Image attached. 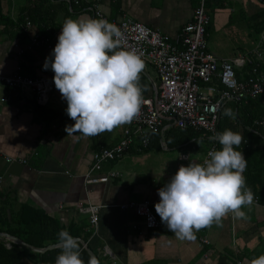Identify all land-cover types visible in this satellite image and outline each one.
<instances>
[{"label":"crops","instance_id":"1","mask_svg":"<svg viewBox=\"0 0 264 264\" xmlns=\"http://www.w3.org/2000/svg\"><path fill=\"white\" fill-rule=\"evenodd\" d=\"M36 1L40 2L0 0V13L8 18L5 25H0L1 76L12 75L19 67L20 73L25 77H43L53 83L54 73L50 68L44 70L43 65L46 58L51 59L50 54L57 43L64 20L94 19L91 10L94 4L98 5L99 10L109 20L118 21L127 17L175 41L179 38L181 28L192 20L193 10L200 2L82 0L85 8L80 12L78 9L72 12L70 4L44 1L41 12L33 16L30 33L35 32L41 36L36 21L48 25L50 19L60 25L59 30L45 47L28 51L26 47L30 42V33L22 29L23 25L18 19L23 9L32 6ZM246 2L248 1L206 0L205 12L207 14L211 3H216L221 9L235 3L242 7L248 6L249 9L251 2ZM258 3V8L248 16L261 10L263 5L259 1ZM240 10L245 16H242L243 19H246L248 16L243 13L242 8ZM257 36L258 40L256 38L246 54L229 56L210 50L208 44L207 47L219 59L233 60L241 55L250 57L251 52L258 46L264 48L261 42L264 34ZM206 40L208 42L207 36ZM245 71L246 68L237 69L239 79L244 78ZM155 77L157 79L156 74ZM151 82L154 81L148 71H142L139 84L143 98L152 96ZM2 98L6 101L0 102V193L7 199L5 206L8 212L17 211L21 205L44 212L86 243L100 264H249L252 259L264 255V206L260 203L253 202L250 208L243 209L246 219L234 218L229 213L222 218L219 225L213 222L211 226L196 231L193 240L176 238L155 212L154 205L159 202L158 189L168 183L180 166L199 161L211 146L210 140L201 137L199 141H190L188 145L169 147L167 145L174 144V139L166 136L167 132L181 130L171 127L159 133L160 137L165 135V144L160 138L161 148L158 151L173 152L174 158L168 155L164 163H159V159H162L159 156L155 165L148 166L141 172L119 170L117 164L120 162L126 161L130 165L132 162L147 160L153 150L146 153L143 150L151 145L153 134H150L146 148H142L137 140L121 159L104 163L100 171L93 172L97 176L116 172L119 176L106 183L86 185L84 177L91 170L93 153L115 144L127 124L94 137L85 138L79 133L68 135L65 127L74 124V121L67 116V103L56 88L49 94L46 105L40 106L50 112L47 115L36 110L39 105H36V95L30 89H19L15 94L0 82V99ZM259 102L264 108V98L259 97ZM225 106L223 110L228 109L229 104ZM182 153L189 154L190 162L178 161ZM143 201L151 203L159 221L158 228L145 229L132 209L120 208L130 202ZM81 205L99 207L95 230L90 228L89 214L80 211ZM80 245L83 247L81 242ZM17 264H31V261L26 259Z\"/></svg>","mask_w":264,"mask_h":264},{"label":"clouds","instance_id":"2","mask_svg":"<svg viewBox=\"0 0 264 264\" xmlns=\"http://www.w3.org/2000/svg\"><path fill=\"white\" fill-rule=\"evenodd\" d=\"M123 33L104 19L64 20L57 43L43 68L54 73L53 83L66 101L67 116L74 124L68 135L94 137L131 123L140 115L144 99L139 84L145 64L141 56L122 47ZM225 116L235 118L231 109ZM79 139V137H77ZM220 150L212 149L202 163L180 166L168 183L158 189L155 212L178 239L193 240L195 232L229 213L246 219L245 207L255 199L243 175L247 168L240 148L244 137L225 129L209 137ZM60 254L55 264H85L81 245L67 230L58 232ZM87 264H99L90 256ZM249 264H264V255Z\"/></svg>","mask_w":264,"mask_h":264},{"label":"built area","instance_id":"3","mask_svg":"<svg viewBox=\"0 0 264 264\" xmlns=\"http://www.w3.org/2000/svg\"><path fill=\"white\" fill-rule=\"evenodd\" d=\"M91 10L94 19L107 20L121 30L122 47L137 52L145 67L149 66L155 71L157 79L156 82H151L152 96L143 98L139 117L128 124L115 144L93 153L91 170L84 177L86 185L106 183L119 176L116 172L102 176L94 175L93 172L100 171L104 163L121 159L137 140L142 148H146L150 134H161L171 127L204 133L203 138L209 140V137L217 133L220 113L225 105L264 98V48L258 46L250 57L241 55L233 60L219 59L210 53L206 40L209 17L205 12V0H200L193 10L192 20L181 28L179 38L175 41L127 17L118 21L109 20L97 4ZM22 29L30 33L32 23L26 21ZM261 42L264 44L263 39ZM48 43L47 38L35 32L30 33L26 49L32 51ZM242 68H246L245 76L239 79L237 69ZM0 82L15 94L19 89H30L35 93L36 105L39 106L46 105L49 94L55 91L50 80L25 77L20 73L19 67L12 75H0ZM5 101V98L0 99L1 103ZM254 125L264 128V117L255 120ZM212 149H216L215 141H211V146L196 163H202L207 152ZM178 161L190 162L189 154H180ZM254 197L253 202L259 204L258 197ZM120 208L132 209L145 229L153 230L159 226L148 201L130 202ZM79 209L89 214L90 228L95 230L99 207L81 205Z\"/></svg>","mask_w":264,"mask_h":264},{"label":"trees","instance_id":"4","mask_svg":"<svg viewBox=\"0 0 264 264\" xmlns=\"http://www.w3.org/2000/svg\"><path fill=\"white\" fill-rule=\"evenodd\" d=\"M30 7L24 8L18 21L22 25L26 21L33 22L34 14H39L43 8L42 2L47 1L50 3L57 2L59 4L67 3L71 5V11L79 12L85 8L82 0H39ZM263 7L258 12L248 16L246 20L249 22L250 27H253L257 35L264 34V0H258ZM206 2V0H205ZM68 9H66V12ZM8 18L0 13V25H5ZM38 33L49 40L52 39L53 34L59 30L60 25H56L53 20H49V24L41 21H36ZM209 31V26L206 27V33ZM45 47V46H43ZM41 47V48H43ZM53 78V77H52ZM227 107V105L225 106ZM228 109L235 113V118L225 116L224 110H221L220 121L217 126V133L223 132L225 129H230L234 132H239L244 140L240 145L239 151L242 152L244 158L248 160L247 168L243 175L246 178V185L251 189L254 196L258 197L261 204H264V128L254 126V121L264 116V108H262L259 98L249 99L240 104H229ZM36 110H40L44 114H50L44 108L36 106ZM166 136L174 139V144L167 146H180L188 145L191 141L200 140L205 136L204 133L195 132L191 129L186 130H173L167 132ZM165 135L160 137V134H153L150 147L143 150L144 153L149 151H156L160 149V138L165 144ZM154 143V144H153ZM188 148V147H187ZM221 146L216 142V150H220ZM100 150V149H98ZM97 150V151H98ZM112 163L114 161H111ZM0 232L9 234L31 247L43 249L48 246L57 244L58 232L66 230L56 220L49 218L44 212L35 210L27 205H21L17 211L7 210L5 204L7 199L0 193ZM70 235L76 238V234L67 230ZM60 254V249L56 248L39 254L29 249L9 242L0 237V264H17L22 260L29 259L31 264H54L56 257ZM81 259L87 261L88 254L81 247Z\"/></svg>","mask_w":264,"mask_h":264},{"label":"rangeland","instance_id":"5","mask_svg":"<svg viewBox=\"0 0 264 264\" xmlns=\"http://www.w3.org/2000/svg\"><path fill=\"white\" fill-rule=\"evenodd\" d=\"M247 1V4L251 2L252 6L249 5V9H251V11L247 9L248 6L242 7L241 5H237L236 3L230 4V6L226 5L223 9L216 6V3H211L210 7H208L207 10V14L209 17L207 44L209 45L210 50H217L218 52L229 56H234L239 53L246 54V52L250 50V48L254 45V41L256 40V38L258 40L259 37L255 33L253 27H250L249 22L246 19H243L245 16L242 15L240 9L242 8L244 11L243 13L248 16L253 12V10L255 11L258 8L259 3L257 0ZM144 70L148 71L152 80L156 82L155 71L153 69H149V67L147 66ZM127 126L128 124L124 126L122 131ZM168 155L174 158L175 153L153 151L146 161L143 160L140 163L132 162L130 163V165H128V162L125 161L118 163L117 166L119 167V170L123 172L125 170H135L141 172L142 169L147 168L148 166L155 165L159 156L162 157V159H159V163H164Z\"/></svg>","mask_w":264,"mask_h":264},{"label":"water","instance_id":"6","mask_svg":"<svg viewBox=\"0 0 264 264\" xmlns=\"http://www.w3.org/2000/svg\"><path fill=\"white\" fill-rule=\"evenodd\" d=\"M0 237L6 239V240L9 241V242H13V243H16V244H18V245H21V246H23V247H25V248H27V249L33 251V252L39 253V254H43V253H45V252H47V251H50V250H53V249H56V248H57V247H56V244H54V245L48 246V247L43 248V249H37V248L31 247L30 245L24 243L23 241H21V240L15 238V237H13V236H11V235H9V234L1 233V232H0ZM79 241H80V240H79ZM80 242H81L82 245H83L82 248L85 250V252L88 254L89 257H90V256H95V257H96V255H95V254L92 252V250L86 245V243H84V242H82V241H80ZM96 258H97V257H96ZM97 259H98V258H97ZM98 261H99V260H98ZM99 264H100V262H99Z\"/></svg>","mask_w":264,"mask_h":264}]
</instances>
